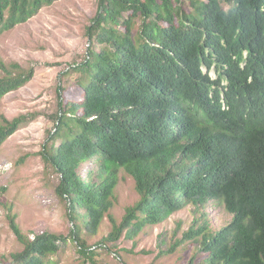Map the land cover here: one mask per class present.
I'll return each instance as SVG.
<instances>
[{"label": "trees", "instance_id": "obj_1", "mask_svg": "<svg viewBox=\"0 0 264 264\" xmlns=\"http://www.w3.org/2000/svg\"><path fill=\"white\" fill-rule=\"evenodd\" d=\"M58 1L0 0V35ZM88 36V58L64 74L77 76L81 94L64 103L59 86L41 151L60 177L71 237L32 240L13 215L23 250L11 264H54L68 240L98 264L96 251L188 207L195 219L183 242L198 244L202 264H264V0H100ZM1 69L0 102L34 76L18 64ZM36 117L0 124V147ZM122 170L140 199L118 223L110 212ZM209 202L232 215L217 232ZM106 217L112 232L90 246L82 230L97 236Z\"/></svg>", "mask_w": 264, "mask_h": 264}, {"label": "rangeland", "instance_id": "obj_2", "mask_svg": "<svg viewBox=\"0 0 264 264\" xmlns=\"http://www.w3.org/2000/svg\"><path fill=\"white\" fill-rule=\"evenodd\" d=\"M99 5L100 0H60L27 23L0 35V77L6 74L2 65L11 70L12 64H18L34 71L27 85L0 102V124L22 115L37 116L0 147V164L13 165L0 174V264H11L12 255L23 250L10 227L9 217L13 215H17L22 232L32 240L43 233L71 237L73 223L68 204L57 194L60 177L46 167L41 151L59 111V86L65 87L64 103L76 101L81 94L77 76L64 74L88 58V29ZM92 167L91 163L83 165L82 175L86 177ZM139 199L134 179L122 170L110 213L121 223L127 208ZM206 210L214 232L232 221L221 202H209ZM194 219V209L188 207L159 225L145 228L133 240L123 236L108 244L109 250L96 251L95 259L98 264H202L198 244L183 242ZM111 232L112 224L106 217L97 236L91 237L83 229L82 237L95 246ZM173 248L175 252L171 253ZM52 259L54 264H86L72 240Z\"/></svg>", "mask_w": 264, "mask_h": 264}, {"label": "built area", "instance_id": "obj_3", "mask_svg": "<svg viewBox=\"0 0 264 264\" xmlns=\"http://www.w3.org/2000/svg\"><path fill=\"white\" fill-rule=\"evenodd\" d=\"M12 163H4V164H0V174H4L6 172H8L9 170L12 169Z\"/></svg>", "mask_w": 264, "mask_h": 264}]
</instances>
